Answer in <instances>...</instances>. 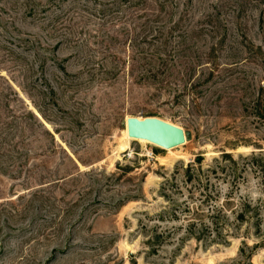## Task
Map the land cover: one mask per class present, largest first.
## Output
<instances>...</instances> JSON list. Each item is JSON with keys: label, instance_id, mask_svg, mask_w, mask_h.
Listing matches in <instances>:
<instances>
[{"label": "rangeland", "instance_id": "374dc122", "mask_svg": "<svg viewBox=\"0 0 264 264\" xmlns=\"http://www.w3.org/2000/svg\"><path fill=\"white\" fill-rule=\"evenodd\" d=\"M254 103L264 114V0H0V264H264ZM128 116L190 138L129 140ZM199 156L227 167L226 241L187 235Z\"/></svg>", "mask_w": 264, "mask_h": 264}, {"label": "trees", "instance_id": "16d2710c", "mask_svg": "<svg viewBox=\"0 0 264 264\" xmlns=\"http://www.w3.org/2000/svg\"><path fill=\"white\" fill-rule=\"evenodd\" d=\"M252 114L258 118H264V114H261L258 111L256 103H254V106L252 107ZM220 159L223 160V162L228 160V162L232 164L231 169H233L235 163L230 153L221 154ZM226 168V165H223L221 162H218L214 166L203 168L200 156L185 168L184 184L193 192V197H195L199 203L198 206H196L195 203L192 205L184 203L181 210L184 213L182 214L184 219H187V221L189 220V229L187 232L188 237L194 238L197 241L204 240L214 242L213 233L215 232L218 236H225L226 241V236L228 234H221L220 231L225 229V224L228 220V216L226 215V204L231 203L234 200V191L232 189L227 191L225 193V202L217 204L221 189L218 188L215 182L216 179L220 177L219 175H224ZM234 170L237 172L236 167L232 170L233 173ZM227 174L228 172L225 176ZM204 205L207 206V208L204 209L202 207ZM250 208V201L241 199L240 210L236 212V220L241 223L246 222V214ZM239 251L240 253H244L242 248ZM252 253L253 251L251 250L248 255L251 256Z\"/></svg>", "mask_w": 264, "mask_h": 264}, {"label": "water", "instance_id": "95a60500", "mask_svg": "<svg viewBox=\"0 0 264 264\" xmlns=\"http://www.w3.org/2000/svg\"><path fill=\"white\" fill-rule=\"evenodd\" d=\"M125 126L129 138L146 140L161 148L177 147L190 138L188 131L157 117L128 116Z\"/></svg>", "mask_w": 264, "mask_h": 264}, {"label": "bare ground", "instance_id": "6f19581e", "mask_svg": "<svg viewBox=\"0 0 264 264\" xmlns=\"http://www.w3.org/2000/svg\"><path fill=\"white\" fill-rule=\"evenodd\" d=\"M124 136L127 138V139H129V140H131V138H129L128 137V135H127V130H126V126H125V133H124ZM140 142H148V143H151V142H149V141H146V140H139ZM128 141H126V139L119 145V147H118V151H125V150H127V148H128V143H127ZM152 144V143H151ZM158 146V145H157ZM160 147V146H159ZM174 148V147H173ZM165 150H167V151H171V150H173L172 148H164ZM179 155H177V157H178ZM176 159V158H175Z\"/></svg>", "mask_w": 264, "mask_h": 264}]
</instances>
